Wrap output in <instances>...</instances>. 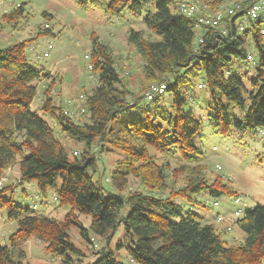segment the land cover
<instances>
[{
	"label": "trees",
	"instance_id": "obj_1",
	"mask_svg": "<svg viewBox=\"0 0 264 264\" xmlns=\"http://www.w3.org/2000/svg\"><path fill=\"white\" fill-rule=\"evenodd\" d=\"M256 1L201 0L205 9L187 16L179 11V0H78L105 12L128 9L156 37H146L142 30L127 31V42L142 61L144 79L137 91L128 87V73L117 65L112 49L96 37L85 57L97 75L90 92L84 91L78 101L55 104L49 88L41 90L38 110L55 123L58 136L84 144L79 154H69L49 123L31 109L38 85L50 75L30 61V39L0 47V210L5 209L7 220L16 224L8 243L0 244V264H22L25 253L20 243L33 235L61 264H73L74 257L81 261V253L69 239L71 225L93 243L89 231L108 241L121 224L131 242L129 262L118 260L103 247L85 264H264V204L244 210L235 220L243 240L228 244L221 238L225 229L217 231L215 224L193 210L183 212L172 200L191 199L204 191L214 197L235 194L221 175L207 178L204 154L196 141L203 119L195 115L191 104L199 100L196 79L202 78L197 86L207 91L203 117L215 134L264 128V38L260 32L264 11L255 18L248 14ZM223 5L238 6L216 25L198 24L202 15L226 12ZM42 16L51 17L45 12ZM2 18L19 24L28 13L17 4ZM243 18L247 23L239 30ZM38 30L50 32L49 27ZM248 53L253 61H248ZM234 59L250 64V74H244L248 85L232 70ZM153 85H164L163 92L145 97ZM85 115L87 121H82ZM95 150L119 156L109 177L113 192L94 180ZM13 165L18 167L19 184L33 181L42 199L51 190L55 205L67 207L63 220L5 196L13 186L3 183L4 174ZM171 175L182 176V185L169 187ZM129 176L137 181V189L145 191L131 189ZM124 205L128 212L122 215ZM76 214L90 218L88 229Z\"/></svg>",
	"mask_w": 264,
	"mask_h": 264
},
{
	"label": "rangeland",
	"instance_id": "obj_2",
	"mask_svg": "<svg viewBox=\"0 0 264 264\" xmlns=\"http://www.w3.org/2000/svg\"><path fill=\"white\" fill-rule=\"evenodd\" d=\"M0 3V47L30 39L29 49L27 48L30 61L36 67H44L50 75L38 85V94L31 104V109L37 111L38 115L49 123L56 136H58V127L47 114L38 110L42 96L41 90L45 87L49 88L50 96L55 104L78 101L80 94L84 91L90 92L97 80L96 73L88 69V60L85 58L92 46V37H96L97 41L107 44L112 49L117 65L119 67L123 65V70L128 73L126 81L130 89L136 90L142 86L144 79L140 66L142 61L128 44L127 31L129 28L142 30L146 37L152 39L156 37L154 34L151 36L141 18L129 12L128 9L118 14L105 12L101 8L81 5L78 0H0ZM17 4L24 6L28 18L19 24L4 20L2 13L8 12ZM43 12L50 14L51 17H43ZM139 13L144 16L142 8ZM38 27H49L50 32L41 33ZM48 43H51L53 48L48 57H41ZM231 68L240 74L245 85H248V78L244 74L246 72L250 74V64L234 59ZM200 83L202 78L196 79L194 85V91L199 100L196 99L191 104L195 115L203 119L202 128L196 139L204 154L202 163L206 165L207 178L221 175L222 180L235 191V194H221L214 197L204 191L192 197L193 199L175 197L172 200L180 204L183 212L193 210L204 217L206 222L215 224L217 231L225 229L226 232L221 235V238L228 244L239 243L243 240L244 234L236 226L235 220L243 214L245 209L253 208L256 204H264V134L258 128L244 131L233 130L227 136L215 134L212 126L203 117L209 99L206 89L197 86ZM164 99L169 98L165 96ZM80 118L82 121H87L86 115ZM58 137L69 154L74 151L79 154L83 151V143H76L61 134ZM95 157L97 171L94 174V180L105 190L113 192L114 188L109 177L119 157L118 154L95 150ZM171 168H174L172 162ZM18 176L17 165L6 170L3 183L13 186L12 192L5 194L7 198L12 197L16 204L31 207L46 216L58 220L64 219L67 207L55 205L51 190L48 191V196L42 199L35 182L19 184ZM98 176L101 177L98 178ZM169 180L168 186L177 188L182 185L183 177L171 175ZM56 183L60 184V178ZM128 185L133 190H144L137 189L138 183L131 176L128 178ZM164 193L167 194L166 191ZM104 195L108 197V193L105 192ZM214 202L217 203L216 206ZM127 212L128 206L124 205L121 214L125 215ZM218 215L222 216V220H217ZM76 218L88 229L90 222L88 216L76 214ZM15 229L16 224L8 221L5 209H1L0 244H7L8 237ZM68 234L70 241L81 253L78 255L81 261H77V258L72 256L73 264H85L94 259L103 247L112 252L118 260L129 262L127 247L131 246V242L124 234L122 224L108 241L104 237L92 235L89 231L93 243H88L81 236L79 227L75 225L69 227ZM20 244L25 253L22 264H61L57 257L51 256L46 250L45 243L34 235L28 240L21 241Z\"/></svg>",
	"mask_w": 264,
	"mask_h": 264
},
{
	"label": "built area",
	"instance_id": "obj_3",
	"mask_svg": "<svg viewBox=\"0 0 264 264\" xmlns=\"http://www.w3.org/2000/svg\"><path fill=\"white\" fill-rule=\"evenodd\" d=\"M1 5V3H0ZM238 5H233V6H226L223 5V7L225 8L226 12H223L222 10L217 11L215 14L213 15H202L200 17H198V24H204V25H216L219 23V21L222 19V17L224 16L225 13L227 14H231L234 10V8H236ZM205 5H202L201 0H179L178 3V9L181 13L187 15V16H194L197 12H200V10L202 8L205 9ZM264 11V0H258L256 1L251 8L249 9V17L250 18H255L258 16V14L260 12ZM247 20L246 18H243L242 20L239 21L238 23V29L242 30L245 26H246ZM261 35L264 38V28L261 29ZM199 42H201V40H199ZM53 48V45L51 43H48L46 45V48L44 49V51H42V56L44 58L48 57L50 54V50ZM87 57V56H86ZM247 59L248 61H253V55L248 53L247 55ZM88 69H91V66L88 65ZM164 90V85H159V86H151L149 90H147L145 92V97L147 98H151L153 96V94L155 93H162ZM260 132L264 133V128L260 129ZM217 203L214 202V206H216ZM217 220L220 221L222 220V216L218 215L217 216Z\"/></svg>",
	"mask_w": 264,
	"mask_h": 264
}]
</instances>
